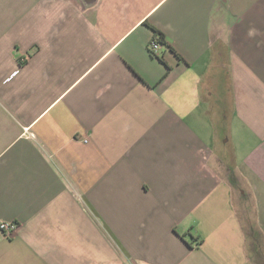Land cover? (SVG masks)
I'll return each mask as SVG.
<instances>
[{
    "label": "crops",
    "instance_id": "0c3cea01",
    "mask_svg": "<svg viewBox=\"0 0 264 264\" xmlns=\"http://www.w3.org/2000/svg\"><path fill=\"white\" fill-rule=\"evenodd\" d=\"M0 222V264H264V0H0Z\"/></svg>",
    "mask_w": 264,
    "mask_h": 264
},
{
    "label": "built area",
    "instance_id": "2783aa9c",
    "mask_svg": "<svg viewBox=\"0 0 264 264\" xmlns=\"http://www.w3.org/2000/svg\"><path fill=\"white\" fill-rule=\"evenodd\" d=\"M161 47V43L158 39H154L149 46V52L151 53V55H158V49H160ZM18 226L16 225V223H12V222H0V234L6 238V239H10L13 234L17 231Z\"/></svg>",
    "mask_w": 264,
    "mask_h": 264
},
{
    "label": "trees",
    "instance_id": "16d2710c",
    "mask_svg": "<svg viewBox=\"0 0 264 264\" xmlns=\"http://www.w3.org/2000/svg\"><path fill=\"white\" fill-rule=\"evenodd\" d=\"M155 35L158 37V40L160 41L161 44H164V38L163 36L161 35L160 32L156 31L155 32Z\"/></svg>",
    "mask_w": 264,
    "mask_h": 264
}]
</instances>
